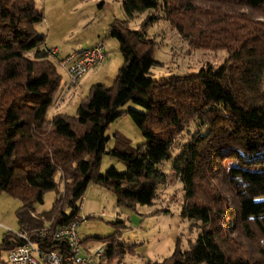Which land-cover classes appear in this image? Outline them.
<instances>
[{
  "label": "trees",
  "instance_id": "1",
  "mask_svg": "<svg viewBox=\"0 0 264 264\" xmlns=\"http://www.w3.org/2000/svg\"><path fill=\"white\" fill-rule=\"evenodd\" d=\"M122 6L130 19L153 14L140 31L126 22L109 27L124 58L113 86L92 85L75 116L54 112L48 119L61 93L56 65L63 68L68 56L52 60L56 54L44 48L35 30L43 15L33 0H0V194L19 200V229L76 221V203L91 184L110 190L119 206H151L167 182L160 168L169 162L184 192L181 216L210 227L188 250L176 247L148 264H264V0H122ZM159 20L194 49L224 51V62L189 76L148 78L157 62L145 30ZM128 103L141 110H123ZM124 116L146 145L132 148L115 136L106 151V128ZM184 132L189 139L173 156ZM104 154L124 172L100 173ZM56 177L62 192L36 218L34 205L57 189ZM113 239L103 253L108 259L116 252ZM34 241L47 251L58 246ZM16 245L7 233L3 249Z\"/></svg>",
  "mask_w": 264,
  "mask_h": 264
},
{
  "label": "rangeland",
  "instance_id": "2",
  "mask_svg": "<svg viewBox=\"0 0 264 264\" xmlns=\"http://www.w3.org/2000/svg\"><path fill=\"white\" fill-rule=\"evenodd\" d=\"M36 9L43 15L41 23L35 30L45 38L44 48L57 47L59 53L51 59L64 58L68 53L79 52L93 43H102L105 62L88 71L76 84L67 86L68 79L63 68L58 65L57 72L61 76V93L59 100L47 113L51 119L52 112L75 116L81 101L85 99L92 85L113 86L114 80L124 65V58L119 50L118 42L109 36V27L115 22H126L133 31H140L142 21L153 12H145L128 18L123 10L122 0H33ZM145 36L155 45L153 59L155 64L148 78L164 80L172 77H183L197 73L210 64L221 65L225 58L224 51H208L190 47L167 22L159 20L145 30ZM103 76V77H102ZM141 110L128 103L123 110ZM195 130V125L188 127ZM109 138L106 151L115 146V136L125 137L132 148L145 146L147 141L137 126L128 116L111 123L105 130ZM184 132L175 141L172 155L179 153L180 148L188 141ZM122 173L125 166L115 158L104 154L101 157L99 172L109 168ZM167 182L158 188L156 199L151 206H135L127 208L117 204L114 194L105 187L91 184L77 201V218H80L76 232L80 240V251L84 246L95 250L102 246L103 252L111 243L107 239L113 237L115 254L108 259L106 254L92 264H148L160 262L171 255L176 247L181 251L189 249L209 225L203 226L198 221L181 216L184 192L181 182L172 173L169 162L161 166ZM57 189L43 194L40 203L34 205V216L37 218L50 212L57 197L62 192V184L56 177ZM19 200L6 193L0 194V263L6 262L7 250L3 249V241L7 233L19 230L16 211L20 208ZM104 216H101L102 212ZM70 214V209L65 208ZM92 216V218L83 219ZM223 219H221L222 223Z\"/></svg>",
  "mask_w": 264,
  "mask_h": 264
},
{
  "label": "built area",
  "instance_id": "3",
  "mask_svg": "<svg viewBox=\"0 0 264 264\" xmlns=\"http://www.w3.org/2000/svg\"><path fill=\"white\" fill-rule=\"evenodd\" d=\"M49 53L55 55L57 48H51ZM103 44L97 43L73 53L64 59L62 66L71 87L91 69L105 62ZM105 212L101 213L104 216ZM92 218V216L83 219ZM80 218L67 225L52 227V221L38 229H19L11 233L17 245L7 252L6 262L0 264H92V257L101 258L102 246H98L92 256H84L80 251V240L76 229L81 223ZM51 240L58 246L55 250L47 251L39 247L34 240Z\"/></svg>",
  "mask_w": 264,
  "mask_h": 264
},
{
  "label": "crops",
  "instance_id": "4",
  "mask_svg": "<svg viewBox=\"0 0 264 264\" xmlns=\"http://www.w3.org/2000/svg\"><path fill=\"white\" fill-rule=\"evenodd\" d=\"M97 43H93L91 46H89V47H93V46H95ZM53 48H57V47H53ZM58 49V48H57ZM58 53H59V50H58ZM57 53V54H58ZM73 53H75L74 51H72L71 53H68L66 56H69V55H71V54H73ZM56 54V55H57ZM65 56V57H66ZM64 57V58H65ZM64 58H60V57H58V58H56V59H64ZM103 77V76H102ZM53 113L54 112H52V114H51V116L53 115ZM93 252H94V250H92L91 249V247H86V246H84V249L81 251V253H82V255H84V256H92V254H93ZM103 256V255H102ZM7 258V257H6ZM102 258V257H101ZM101 258H99V259H101ZM96 260H98L97 258H94V257H92V263H95V262H97Z\"/></svg>",
  "mask_w": 264,
  "mask_h": 264
}]
</instances>
